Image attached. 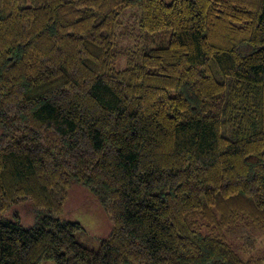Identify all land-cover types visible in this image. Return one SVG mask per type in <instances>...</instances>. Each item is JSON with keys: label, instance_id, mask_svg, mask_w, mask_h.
Returning <instances> with one entry per match:
<instances>
[{"label": "trees", "instance_id": "obj_1", "mask_svg": "<svg viewBox=\"0 0 264 264\" xmlns=\"http://www.w3.org/2000/svg\"><path fill=\"white\" fill-rule=\"evenodd\" d=\"M129 9L146 43L118 50ZM75 184L108 215L98 248L60 218ZM25 204L34 225L2 216ZM253 230L264 0H0V264H264L231 243Z\"/></svg>", "mask_w": 264, "mask_h": 264}, {"label": "rangeland", "instance_id": "obj_2", "mask_svg": "<svg viewBox=\"0 0 264 264\" xmlns=\"http://www.w3.org/2000/svg\"><path fill=\"white\" fill-rule=\"evenodd\" d=\"M131 13V17L124 21L125 14ZM139 9L132 11L129 9L122 14L124 24L121 30H131L132 35H121L117 42V49H126L134 45H142L146 41L141 36L142 31L138 27L137 17ZM143 34V33H142ZM146 37V35H145ZM167 33L156 34L151 39L150 45L166 44L168 41ZM118 68L125 65V58L119 56L115 62ZM2 216L10 219L19 220L25 226L35 224L34 213L31 204L14 206ZM63 220L78 221L82 224L83 230L77 233V239L88 247L98 248L101 241L109 234L111 224L108 215L99 205L97 197L87 188L80 184L73 185L69 190V197L64 205V209L60 214ZM262 236V239L258 237ZM246 243L243 244L242 239L233 238L231 243L239 252L242 258L246 259L251 255H260L264 253V231L253 230L251 234L246 236ZM230 242V241H229ZM40 264H56L52 259H43Z\"/></svg>", "mask_w": 264, "mask_h": 264}]
</instances>
